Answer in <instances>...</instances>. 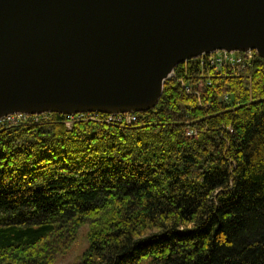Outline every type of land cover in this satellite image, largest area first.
<instances>
[{
	"label": "trees",
	"instance_id": "obj_1",
	"mask_svg": "<svg viewBox=\"0 0 264 264\" xmlns=\"http://www.w3.org/2000/svg\"><path fill=\"white\" fill-rule=\"evenodd\" d=\"M182 66L130 123L0 125V264H53L82 226L73 264H264V58Z\"/></svg>",
	"mask_w": 264,
	"mask_h": 264
},
{
	"label": "water",
	"instance_id": "obj_2",
	"mask_svg": "<svg viewBox=\"0 0 264 264\" xmlns=\"http://www.w3.org/2000/svg\"><path fill=\"white\" fill-rule=\"evenodd\" d=\"M219 50L264 58V0H0V119L146 112Z\"/></svg>",
	"mask_w": 264,
	"mask_h": 264
},
{
	"label": "built area",
	"instance_id": "obj_3",
	"mask_svg": "<svg viewBox=\"0 0 264 264\" xmlns=\"http://www.w3.org/2000/svg\"><path fill=\"white\" fill-rule=\"evenodd\" d=\"M257 54L254 51H215L209 54H202L197 58L187 60L183 62L184 66L195 63L199 69L204 68H219L222 66H238L244 68L250 65V62L255 58ZM191 61V62H190ZM181 65V64H180ZM174 73L171 74V77ZM187 92H190L188 87H185ZM50 114L40 115H25V114H11L0 119V125L8 126L18 123H40L51 120ZM64 124L69 127L76 120H97L104 121L106 123H130L136 120L135 114H129L127 117H117V115H103L97 113V116H89L87 113H81L77 115L62 116Z\"/></svg>",
	"mask_w": 264,
	"mask_h": 264
},
{
	"label": "rangeland",
	"instance_id": "obj_4",
	"mask_svg": "<svg viewBox=\"0 0 264 264\" xmlns=\"http://www.w3.org/2000/svg\"><path fill=\"white\" fill-rule=\"evenodd\" d=\"M174 73V72H173ZM87 247V226L79 229L75 242L69 250L62 255L57 256L53 264H73L81 261V254Z\"/></svg>",
	"mask_w": 264,
	"mask_h": 264
},
{
	"label": "bare ground",
	"instance_id": "obj_5",
	"mask_svg": "<svg viewBox=\"0 0 264 264\" xmlns=\"http://www.w3.org/2000/svg\"><path fill=\"white\" fill-rule=\"evenodd\" d=\"M182 67H184V66H182ZM234 67V66H233ZM236 67V66H235ZM235 67H234V69H235ZM228 68V67H227ZM229 69H231V68H228V69H226V70H228L229 72H230V70ZM245 69H246V67H245ZM248 69V68H247ZM236 71H237V69H236ZM234 72H235V70H234ZM233 73V72H232ZM236 73V72H235ZM239 73V72H238ZM241 73V72H240ZM175 78H177V77H175ZM252 85V84H251ZM195 95V94H194ZM87 115H89V116H97V113H87ZM129 114H118L117 115V117H127ZM189 134V133H188Z\"/></svg>",
	"mask_w": 264,
	"mask_h": 264
}]
</instances>
